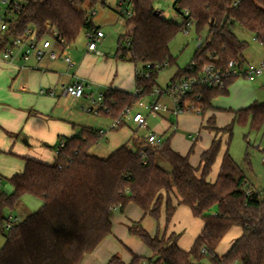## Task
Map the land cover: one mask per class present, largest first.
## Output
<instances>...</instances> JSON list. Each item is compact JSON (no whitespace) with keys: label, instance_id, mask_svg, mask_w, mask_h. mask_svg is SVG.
Segmentation results:
<instances>
[{"label":"trees","instance_id":"1","mask_svg":"<svg viewBox=\"0 0 264 264\" xmlns=\"http://www.w3.org/2000/svg\"><path fill=\"white\" fill-rule=\"evenodd\" d=\"M17 1V8H7V29L0 32V52L12 39L30 37L29 31L38 40L56 36L61 48H70L82 32L100 30L91 14L97 5L107 4V0ZM156 1L131 0L127 27L132 30L120 36L114 58L136 65V88L141 94L107 91L99 113L114 120L150 97L155 89L162 90L157 82L159 73L177 63L170 45L189 24L198 34H206L205 42L197 48L190 66L175 75L172 84L197 77L205 65L222 71L232 61L244 65L248 44L235 35L236 26L264 46V0H178L174 9L181 24L167 20L156 9ZM84 5L89 6V11L81 8ZM62 39L65 46L60 45ZM192 64L196 66L191 70ZM235 80L227 78L223 89L197 86L188 100L200 96L204 116L213 109L214 100L229 95ZM234 115L230 125L212 128L215 138L201 156L198 168L191 165L190 156L174 151L170 140L151 144L136 134L131 144L106 159L100 158L91 149L103 135L88 127L80 128L72 138L59 140L52 164L24 158V170L8 179L13 191L0 188V234L6 237L0 264H82L85 256L111 234V212L118 207L123 210L131 202L157 221L164 211L166 226L179 206L191 209L204 223L201 235L188 252L179 248L175 235L151 236L140 224L133 226L131 232L149 247L156 264H264V194L249 186L247 175L229 151L234 125L251 121L252 129L257 130L264 125V103H254ZM210 122L214 124L213 118ZM223 146L226 151L219 174L212 182L210 176ZM161 162L168 164L171 171L165 170ZM27 195L40 200L41 209L7 231L10 214ZM236 227L242 229L241 237L225 255L219 256L217 248ZM143 260L136 257L131 264H141ZM108 264L125 263L114 256Z\"/></svg>","mask_w":264,"mask_h":264},{"label":"crops","instance_id":"2","mask_svg":"<svg viewBox=\"0 0 264 264\" xmlns=\"http://www.w3.org/2000/svg\"><path fill=\"white\" fill-rule=\"evenodd\" d=\"M98 28L103 31L101 27ZM100 45L98 50L104 56L88 52L86 48L81 54L74 53V67L60 59L49 60L47 63L43 61L36 69L22 67L19 70L15 65L0 59V180L21 173L25 166L24 158L52 164L56 151L49 149L56 147L62 138H72L78 135L82 126L75 123L78 116L70 106V100L76 102L81 99L76 100L64 96L62 91L64 86L76 82L90 84L92 90L84 98L88 101H91L89 95L95 98V93L105 96L111 89L126 93L135 92L138 71L136 65L109 57ZM245 64L249 65L247 62ZM263 76L258 80L264 78ZM41 90L52 91L55 95H41ZM240 91L234 82L229 87V95L226 97L231 96L232 93L238 95ZM258 98L257 92L252 88L246 89L244 86L242 97L237 99L236 105L228 107L217 104V98L213 101V109L202 117L186 114L176 117L172 112L166 113L169 117H164L163 113H159L156 117L149 116L155 121L153 129L148 125L145 129L148 131L147 134L136 136L147 140L150 135H156L163 141L170 140L172 149L182 156H190L191 165L198 168L201 156L210 149L215 138L212 128H223L230 125L235 116L234 112L258 103ZM79 105L84 112L92 110L99 118L109 117L106 113H99L100 108L91 109L84 101ZM57 111H60V115ZM212 118L214 124L210 122ZM101 131L105 133L102 139L108 143L109 147L107 150L99 143L96 147L98 151L103 150L109 153L131 144V139L136 134L135 132L129 133L128 129L114 132L99 129L98 132ZM29 147H33V151H30ZM225 151L226 146H223L210 176L212 182L217 179ZM25 203L30 207L29 214H26L27 217L38 212L43 205L40 200L31 198L29 195L22 199L21 209L25 207ZM212 213L215 214L214 211ZM10 217L16 218L13 213ZM110 220L111 234L99 244L93 253L85 256L82 264H108L114 256L121 258L125 264H131L136 257L142 259L152 257L149 247L131 232V228L137 224H140L151 236L159 235L161 238L164 235L177 236L179 248L186 252L192 249L204 229L203 221L196 218L191 209L186 206L177 208L168 226H166L164 211L161 219L157 221L152 216L146 215L133 202L123 210L112 211ZM241 235L242 229L232 228L217 248L216 253L219 256L225 255Z\"/></svg>","mask_w":264,"mask_h":264},{"label":"rangeland","instance_id":"3","mask_svg":"<svg viewBox=\"0 0 264 264\" xmlns=\"http://www.w3.org/2000/svg\"><path fill=\"white\" fill-rule=\"evenodd\" d=\"M156 9L163 12V16L169 21H175L178 24L182 23V19L178 16L176 10L174 9V1L173 0H157L155 2ZM7 5L0 2V30L2 29V25L5 23V17L8 12ZM82 9L89 11V6L84 5L81 7ZM125 9L123 10L118 8L116 0H107L106 6L99 4L93 11L92 20L96 27H101L105 33V39L102 41L100 48L103 49L109 57L115 56V53L118 48L119 38L122 35H126L130 32V28L127 27V15L125 17L121 16V13H124ZM10 17L13 15L10 14ZM234 33L237 38L243 42L248 44V49L245 53V60L249 64L253 65H260L264 63V46L261 45L254 39V36L249 32L242 29L240 26H236L234 29ZM200 35L206 37L205 33L198 34L193 26L190 27L189 34H186L185 31L179 33V35L173 40L170 45V51L174 58H176L177 63L171 66H167L164 68L158 75V85L162 90H166L168 87L171 86L172 80L175 75L179 71L186 70L190 64L192 63L196 50L198 48V39ZM54 42L52 38H48ZM88 45V40L86 37L85 32H82L76 42L72 44L70 47V51H68L69 55L75 61L74 53H83ZM55 50H59V48H55ZM58 52V51H57ZM1 57V54H0ZM50 59H45L44 62H48ZM52 61V60H51ZM57 61V60H55ZM12 63L17 68H24L29 67V69H36V61L32 59L30 62L26 63L24 61H16ZM31 67V68H30ZM27 69V68H26ZM74 69V68H73ZM264 77V76H263ZM259 79V78H258ZM256 82H249L244 78H239L235 80L236 85L240 88V92L238 95L232 93L231 96L226 97L222 96L219 97L217 100V104L225 105V106H233L236 105L237 99L242 97L244 92V86L246 89L252 88L253 91L257 92L258 94V103H264V78L258 80ZM262 81V82H261ZM96 98L98 99L100 94L95 93ZM41 97V96H40ZM86 103L91 107V109L97 110L100 106H94L91 101L86 99H81L78 101L70 100V106L76 111V115L78 116L75 119V123L78 126L82 127H90L95 131H99V129H103L105 132H109L110 125L113 124L114 119L112 117H97L93 112H84L81 108L80 103ZM154 101L153 97H147L143 99V102L146 104H150ZM160 105H167L171 109L173 108L172 99L164 95L160 99ZM232 103V104H231ZM63 110V109H61ZM138 112H141L143 115L148 116V113L142 111L138 105H136L132 109L131 118ZM60 115V111H57ZM164 117H169L168 114H163ZM62 117V116H61ZM233 122V121H232ZM147 123L150 125L151 129L155 124V121L152 117L147 118ZM231 124V123H230ZM128 129L129 133L135 132L136 135H145L147 134L146 128H140L138 125L134 123H127L126 125H122L119 129L123 131ZM118 130V131H119ZM117 131V130H113ZM149 134V133H148ZM99 144L105 146L108 150V143L101 139ZM98 147H94L91 149V153L100 157V158H108L111 153L108 151H98ZM30 151H33V147L28 148ZM51 151H55V148L49 149ZM229 151L231 156L237 162V164L243 169L245 174L249 179V186L257 191L260 192L262 195L264 194V125L260 129H252L251 121H249L245 125L236 124L234 125L233 129V137L230 142ZM21 160V158H20ZM23 162V160H22ZM161 166L167 170L171 171V168L168 164L161 162ZM9 178H4L3 182L0 184V188L3 190L11 193L13 191V187L8 182ZM38 200L37 198L31 196ZM21 206V205H20ZM13 213L14 216L18 219L19 222H23L26 219V214H29L30 207L28 204L25 203V207L21 209V207ZM6 243V237L0 234V250L4 247Z\"/></svg>","mask_w":264,"mask_h":264},{"label":"built area","instance_id":"4","mask_svg":"<svg viewBox=\"0 0 264 264\" xmlns=\"http://www.w3.org/2000/svg\"><path fill=\"white\" fill-rule=\"evenodd\" d=\"M176 3L178 0H173ZM1 3L7 5V7L13 6L17 8L18 1L14 0H0ZM118 8L123 10L125 9L124 14H131V0H116ZM192 24H189L188 28L185 30L186 34H189V30ZM7 27L4 24L2 26V32L6 31ZM86 37L88 40L87 50L88 52L95 53L99 56H104L103 53L99 52L98 47L105 39V33L102 30H93L86 32ZM30 37L26 38H16L12 39L11 42L6 46V48L0 52V59L6 61L8 63H14L16 61H24L26 63L30 62L32 59L36 61V68L38 65L42 63L45 59H50L52 61L55 60H64L69 66L74 67L75 63L71 56L68 53V48H61L58 45V41L55 37H46L42 40H38L33 36L32 31H29ZM52 38V40L48 39ZM60 45L65 46L66 41L60 40ZM205 42L204 36L200 35L198 39V47H201ZM55 48H59V50H55ZM195 64H192L191 70L195 67ZM264 74V63L260 65H242L239 62L232 61L228 64V69L226 71H222L219 68H216L214 65H205L203 67L202 72L194 78L189 80H183L182 82L171 84L165 91L160 89H155L150 97L154 98V101L150 104H146L140 101L137 105L142 111L148 113V116L156 117L159 113H170L172 112L176 117L181 115H195L202 117V108L200 106V96H196L194 101L188 100L189 95L194 92L195 87L203 86L206 88H220L223 89L226 86V79L229 77L239 79L244 78L249 82L253 83L258 78H261ZM138 75V74H137ZM92 87L90 84L84 82H76L68 86H64L62 91L63 95L66 97H71L73 99H83L85 98L89 92H91ZM41 95L54 96V92L41 90ZM135 96L141 94V90L137 89L133 93ZM167 95L172 99L173 108L171 109L167 105H160L159 99ZM89 99L91 100L94 106H100L99 108H103L105 96L100 95L99 98H95L92 95H89ZM87 112H93L92 110H87ZM105 112H108L105 111ZM131 110H127L126 113L118 119L113 121L110 130H117L122 125H125L129 122H134L140 128H147V118L148 116L143 115L141 112L136 113L131 118ZM101 135L105 133L103 131L100 132ZM162 139L156 135H150L148 137V142L151 144H161ZM264 162V158H263ZM121 207H118L116 210H119ZM18 223V219L14 217H10V223L6 226V230L10 231L15 224ZM205 252V250H203ZM141 264H156L152 257L146 258L142 261ZM199 264H208L206 262H201Z\"/></svg>","mask_w":264,"mask_h":264},{"label":"water","instance_id":"5","mask_svg":"<svg viewBox=\"0 0 264 264\" xmlns=\"http://www.w3.org/2000/svg\"><path fill=\"white\" fill-rule=\"evenodd\" d=\"M26 144H27V142H26Z\"/></svg>","mask_w":264,"mask_h":264}]
</instances>
